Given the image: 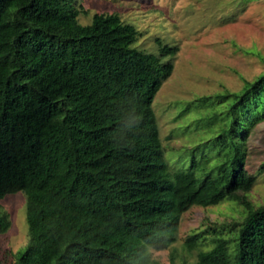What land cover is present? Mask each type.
<instances>
[{"label":"trees","instance_id":"1","mask_svg":"<svg viewBox=\"0 0 264 264\" xmlns=\"http://www.w3.org/2000/svg\"><path fill=\"white\" fill-rule=\"evenodd\" d=\"M75 2L0 0V201L23 194L28 236L12 264H155L148 249L173 243L188 208L254 183L244 156L264 74L215 97L232 98L222 162L171 174L151 107L171 61L132 47L138 34L115 14L78 24ZM8 227L0 209V236ZM212 245L192 264H264V206Z\"/></svg>","mask_w":264,"mask_h":264},{"label":"rangeland","instance_id":"2","mask_svg":"<svg viewBox=\"0 0 264 264\" xmlns=\"http://www.w3.org/2000/svg\"><path fill=\"white\" fill-rule=\"evenodd\" d=\"M74 6L85 12L78 15V24H89L93 14H115L138 34L132 47L160 64L171 61L172 75L151 102L167 170H186L194 158L200 176L222 162L228 147L219 135L232 98L215 97L238 94L264 74V0H76ZM245 147L244 169L254 178L251 188L188 208L173 243L161 251L148 249L152 263L192 264L217 239H235L240 223L264 206V118L251 128ZM24 202L20 192L0 201L9 221L0 236V264H12L27 244Z\"/></svg>","mask_w":264,"mask_h":264}]
</instances>
